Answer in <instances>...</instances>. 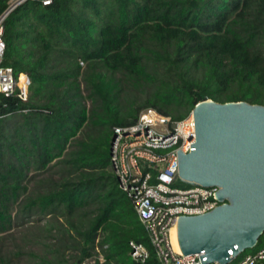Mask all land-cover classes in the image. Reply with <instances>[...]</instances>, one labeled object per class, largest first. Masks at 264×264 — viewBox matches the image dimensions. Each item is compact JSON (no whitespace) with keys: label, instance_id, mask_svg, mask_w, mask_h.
Here are the masks:
<instances>
[{"label":"trees","instance_id":"obj_1","mask_svg":"<svg viewBox=\"0 0 264 264\" xmlns=\"http://www.w3.org/2000/svg\"><path fill=\"white\" fill-rule=\"evenodd\" d=\"M50 1L27 0L4 22L1 66L31 84L26 103L0 96V236L26 197L24 214L64 219L40 264H136L130 242L152 252L106 131L150 108L181 121L206 100L264 106V0ZM129 86L146 97L121 105ZM58 166L59 180L40 178ZM257 240L244 254L264 249Z\"/></svg>","mask_w":264,"mask_h":264},{"label":"built area","instance_id":"obj_2","mask_svg":"<svg viewBox=\"0 0 264 264\" xmlns=\"http://www.w3.org/2000/svg\"><path fill=\"white\" fill-rule=\"evenodd\" d=\"M25 1L8 0L5 6L0 5V96L14 97L22 103L28 102L31 79L27 73L15 74L12 68L1 65L6 48L4 22ZM50 2L42 0V5L48 6ZM26 113L27 110L22 111ZM195 141L192 113L184 120L174 121L150 108L141 112L135 124L113 129L111 170L120 191L132 203L152 252L150 258L144 247L130 242V257L136 264H201L203 253L184 256L176 252L172 231L177 228L180 216H203L227 200L216 199L218 187L176 186L184 184L178 178L177 152L189 154ZM244 253L233 257L228 264H264V249Z\"/></svg>","mask_w":264,"mask_h":264},{"label":"water","instance_id":"obj_3","mask_svg":"<svg viewBox=\"0 0 264 264\" xmlns=\"http://www.w3.org/2000/svg\"><path fill=\"white\" fill-rule=\"evenodd\" d=\"M195 144L177 152L178 178L186 185L218 187L226 204L177 221L181 253L201 264H228L252 250L264 233V106L206 100L191 111ZM111 147V143H110Z\"/></svg>","mask_w":264,"mask_h":264},{"label":"rangeland","instance_id":"obj_4","mask_svg":"<svg viewBox=\"0 0 264 264\" xmlns=\"http://www.w3.org/2000/svg\"><path fill=\"white\" fill-rule=\"evenodd\" d=\"M81 73H84L87 69L86 64L80 63ZM120 77V76H117ZM81 86L85 95H87L86 85L80 78ZM143 93L129 86L127 92L120 95V103L124 104L125 100L140 101L144 98ZM87 107L90 108L89 101L86 102ZM17 118V117H12ZM10 119V118H9ZM13 121H10V126ZM109 131V130H108ZM106 140L104 141V147L107 149L111 143L112 133L106 131ZM106 142V143H105ZM60 166L55 167L53 171L42 175L41 179L52 178L54 181L60 179ZM118 187V183L116 184ZM119 188V187H118ZM38 190L37 185L32 183L29 195H33ZM40 190V189H39ZM43 192V190H40ZM26 203V197L22 198L19 203L13 209V228L12 230L0 236V264H40L41 259L51 258L48 253V247L51 245L54 248L58 242L53 237L56 232L48 233L49 225L57 226L59 222H63V218H49L43 217L39 214H24L23 207ZM98 253L100 250H97ZM249 251V250H248ZM246 251V253L248 252ZM102 263V258L98 259ZM88 264V263H87ZM235 264V263H233Z\"/></svg>","mask_w":264,"mask_h":264},{"label":"bare ground","instance_id":"obj_5","mask_svg":"<svg viewBox=\"0 0 264 264\" xmlns=\"http://www.w3.org/2000/svg\"><path fill=\"white\" fill-rule=\"evenodd\" d=\"M171 240L173 241L172 244L174 246V249L176 250V252H181L179 245H178V240H177V228L173 229L172 231V235H171Z\"/></svg>","mask_w":264,"mask_h":264}]
</instances>
